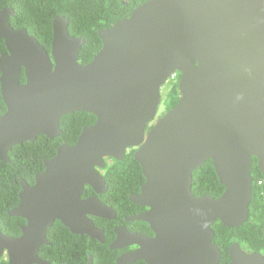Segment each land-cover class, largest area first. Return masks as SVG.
<instances>
[{"label": "water", "instance_id": "1", "mask_svg": "<svg viewBox=\"0 0 264 264\" xmlns=\"http://www.w3.org/2000/svg\"><path fill=\"white\" fill-rule=\"evenodd\" d=\"M14 14L0 10L8 49L0 57L7 106L0 115V158L9 161L12 146L40 134L60 135L68 113L96 118L74 144L60 145L44 161L34 184L21 179L20 202L9 214L26 223L19 236L0 228V256L7 253V264H50L39 250L49 244L47 230L56 220L104 241L96 218L116 213L83 194L87 187L104 193L107 160L136 148L145 181L131 200L148 209L132 218L145 221L153 235L124 228L123 244L116 229L110 247L136 245L126 262L219 264L213 223L232 228L247 221L254 158L264 178V0H146L97 31L102 46L86 63L79 60L86 40L69 33L66 16L53 21L48 52L27 29L10 26ZM175 71L179 100L164 112L163 87ZM209 159L225 187L218 197L192 190L194 171ZM229 254L231 264H264V256L249 258L238 243Z\"/></svg>", "mask_w": 264, "mask_h": 264}, {"label": "trees", "instance_id": "2", "mask_svg": "<svg viewBox=\"0 0 264 264\" xmlns=\"http://www.w3.org/2000/svg\"><path fill=\"white\" fill-rule=\"evenodd\" d=\"M53 1L57 6L62 5V7H14L17 16L10 18V22L18 27H26L28 33L35 36L50 52L53 38L51 16L55 13L66 16L69 19V33L82 36L86 40L79 52V60L84 63L89 62L102 46V40L97 33L98 29L112 26L117 20L129 16L136 7L132 3L135 0L126 4L122 0ZM21 2L28 3L29 0ZM5 47V39L0 38V52L1 50L5 52ZM22 78L21 82L24 83V73ZM179 78L180 73H176V78L163 87L164 106L167 109L175 106L179 100ZM5 111L6 103L1 94L0 83V115ZM95 118L94 114L84 111L68 113L61 117L60 126L63 131L60 135L49 138L45 134H40L33 141H24L12 146L8 152L9 161L0 159V228L3 233L19 236L21 226L26 223L24 217L9 214V210L20 202L21 179L23 178L28 184H33L35 173L44 171V161L55 155L56 146L62 142L74 144L83 127L92 124ZM135 150L130 148L122 160L113 159V162L106 164L104 168L108 191L102 193L103 195L99 198L118 211L113 220L96 218L97 226L104 230L105 241H98L86 234L73 233L61 221L56 220L47 230L49 244H43L40 247V257L49 260L51 264H88L91 254L93 255L92 264H117L116 258L119 251L109 248L115 238L113 226L126 223L131 227L132 223L125 221L123 215L125 211L133 212L135 206L140 207L139 204L130 202L129 196L131 193L139 192L140 184L145 181L141 166L133 157ZM252 175L253 197L247 221L240 227L232 228L226 227L219 220L212 225L216 232L214 240L223 253L219 264H227L230 260L229 247L232 243H239L247 250L255 246L264 249V184L258 183L263 174L258 166L257 158H254L252 163ZM193 178L192 190L196 195L218 197L225 190L219 182L211 160L197 168ZM90 189L88 188L83 196L90 194L92 190ZM129 204H133V207H129ZM133 222L148 227L145 221ZM6 261L2 255L0 264H6Z\"/></svg>", "mask_w": 264, "mask_h": 264}, {"label": "flooded vegetation", "instance_id": "3", "mask_svg": "<svg viewBox=\"0 0 264 264\" xmlns=\"http://www.w3.org/2000/svg\"><path fill=\"white\" fill-rule=\"evenodd\" d=\"M22 0H0V10L1 9H3V8H11V9H13L14 10V17L15 16H17L16 15V12H15V9H14V7H62V5L61 6H57L56 5V3L53 1V0H29V2L28 3H23V2H21ZM34 1H36V2H34ZM134 1V0H133ZM146 0H144V1H140V0H135L134 2H132L133 3V5H136V7L138 6V5H140L141 3H143V2H145ZM32 2H34V3H32ZM129 2V1H128ZM127 2V3H128ZM6 3V4H5ZM17 4V5H16ZM40 10V9H39ZM58 15H61V14H54V15H52L51 16V19H53V21L55 20V18L58 16ZM10 18H12V17H10ZM10 24H11V22H10ZM13 24V25H12ZM11 25L15 28V29H22V28H25L26 29V27H23V26H21V27H18L16 24H14V23H12ZM99 30V29H98ZM6 48V47H5ZM5 51H7V48H6V50ZM3 52V50H1V52H0V54ZM168 109L165 107L164 108V112L165 111H167ZM163 112V113H164ZM85 126H87V125H85ZM84 126V127H85ZM83 127V128H84ZM64 143H66V142H62L61 144H59L58 146H56V152H57V149H58V147L60 146V145H62V144H64ZM130 149V148H129ZM128 149V150H129ZM136 149V148H135ZM127 150V151H128ZM126 151V152H127ZM126 154V153H125ZM134 155V154H133ZM134 157V156H133ZM52 158V157H51ZM50 158V159H51ZM111 162H113V160L112 159H108L107 160V164L109 165V163H111ZM38 173H41V172H36L35 173V176H36V174H38ZM102 175H103V177H104V174L102 173ZM144 183V182H143ZM143 183H141L140 184V186H139V191H140V189H141V186L143 185ZM34 184V183H33ZM21 185H22V182H21ZM107 185V184H106ZM88 188H91V187H87L86 188V191H87V189ZM92 189V188H91ZM90 189V190H91ZM85 191V192H86ZM108 191V185H107V190L104 192V193H106ZM103 193V194H104ZM137 193H139V192H137ZM136 192L135 193H131V195L129 196V200H130V202H132V203H135V202H133L132 200H131V196L132 195H135V194H137ZM103 194H98L95 190H91V192H90V194H88L87 196H84V197H88V196H93V195H96L97 197H100L101 198V195H103ZM102 200V199H101ZM104 203V202H103ZM106 204V203H105ZM136 205H137V203H135ZM106 205H108V206H110V207H112L113 209H114V211H115V216L113 217V218H111V219H108V220H113V219H115L116 218V216H117V209H115L113 206H111V205H109V204H106ZM129 207H133V204H129ZM128 207V208H129ZM148 209V207H146V206H143V205H140V207H134L133 208V212H131V213H128V212H126L125 211V215H123V219L125 220V221H127V222H130V223H132L131 224V227H129V226H127V224L126 223H118V224H115L114 226H113V231L115 232L116 231V229H118V231H117V233H118V235H119V238H120V241H121V243H123L124 244V242H123V235H124V228H126V229H128L129 231H131V232H139V233H143V234H145V235H148V236H152L153 235V232H152V230L150 229V227H149V225H148V227H146L145 225H143V226H140L139 224H135V222H133V221H140V220H136V219H133L132 217H134V216H136L137 214H139V213H141V212H143V211H146ZM99 218V217H98ZM104 217H100V219H103ZM104 219H106V218H104ZM148 229V230H147ZM115 236H116V233H115ZM234 243H232L231 244V246L233 245ZM239 244V243H238ZM231 246L229 247V252H230V248H231ZM239 246H240V248H241V250H243L244 252H246L247 254H249L250 256H249V258H251L252 256H256V255H262V256H264V249L263 248H261V247H257V246H255V247H253L251 250H247V249H245V248H243V247H241V245L239 244ZM137 248V246L136 245H129V246H123V247H118V248H114V250H117V251H119V253H118V256H117V259H118V257H120L121 255H123L124 254V261H119L118 263H120V264H128V262H126V255L128 254V253H130V252H132V250H134V249H136ZM230 255V254H229ZM2 256V255H1ZM0 256V257H1ZM3 258L4 259H6L7 261H6V264H7V262H8V255H7V253H5L4 255H3ZM116 259V260H117ZM232 258H231V256H230V260L227 262V264H231L232 263V260H231ZM118 261V260H117ZM251 262V261H250ZM249 262V263H250ZM248 263V264H249ZM258 263H262V262H260L259 260H255V261H252L250 264H258ZM51 264V263H50ZM131 264H148V263H146L144 260H142V259H137V260H134V261H132L131 262Z\"/></svg>", "mask_w": 264, "mask_h": 264}, {"label": "bare ground", "instance_id": "4", "mask_svg": "<svg viewBox=\"0 0 264 264\" xmlns=\"http://www.w3.org/2000/svg\"><path fill=\"white\" fill-rule=\"evenodd\" d=\"M10 17H14V16L11 15V16L8 17L9 24H10ZM10 26L13 27L11 24H10ZM13 28H14V27H13ZM1 38H3V37H1ZM5 45H6V43H5ZM6 48H7V47H6ZM5 52H8V49H7V51H5ZM5 52H3V53H5ZM3 53H2V54H3ZM2 54H1V55H2ZM0 57H1V56H0ZM23 73H24V76H25V82H24V83H26V82H27V75L25 74V70H24L23 68L21 69L20 82L23 80V78H22ZM175 73H180V72H179V71H175ZM175 78H176V77H175ZM175 78H174V79H175ZM174 79H173V80H174ZM173 80H172V81H173ZM180 80H181V73H180V78H179V80H178V86H179ZM21 83H22V82H21ZM24 83H23V84H24ZM179 92H180V91H179ZM209 160H210V159H209ZM209 160H207V161H209ZM207 161H206V162H207ZM206 162H205V163H206ZM106 164H107V162H106ZM202 165H203V164H202ZM202 165H201V166H202ZM199 167H200V166H199ZM199 167H198V168H199ZM251 202H252V200H251ZM251 202H250V204H251ZM249 206H250V205H249Z\"/></svg>", "mask_w": 264, "mask_h": 264}, {"label": "built area", "instance_id": "5", "mask_svg": "<svg viewBox=\"0 0 264 264\" xmlns=\"http://www.w3.org/2000/svg\"><path fill=\"white\" fill-rule=\"evenodd\" d=\"M175 77H176V73L173 72V73H171V75H170V77H169V80L172 81ZM258 183H259L260 185L264 184V178H263V177L260 178V179L258 180Z\"/></svg>", "mask_w": 264, "mask_h": 264}, {"label": "clouds", "instance_id": "6", "mask_svg": "<svg viewBox=\"0 0 264 264\" xmlns=\"http://www.w3.org/2000/svg\"><path fill=\"white\" fill-rule=\"evenodd\" d=\"M169 81H170V80H169ZM169 81H168V82H169ZM6 108H7V106H6ZM4 113H5V112H4ZM4 113H3V114H4ZM1 115H2V114H1ZM8 152H9V151H8ZM7 155H8V153H7ZM0 159H1V158H0ZM8 159H9V158H8ZM3 161H4V160H3ZM42 172H43V171H42ZM114 233H115V232H114ZM115 238H116V236H115ZM115 238H114V239H115ZM95 239H96V238H95ZM114 239H113V241H114ZM97 240H98V239H97ZM98 241H101V240H98ZM104 241H105V237H104ZM104 241H102V242H104ZM111 243H112V242H111ZM111 243H110V244H111ZM109 248H110L111 250H114V248H111L110 245H109ZM90 255H91V254H90ZM92 256H93V255H92ZM116 259H117V258H116ZM116 263H117V264H120V263H118L117 260H116ZM128 264H131V262H128Z\"/></svg>", "mask_w": 264, "mask_h": 264}]
</instances>
